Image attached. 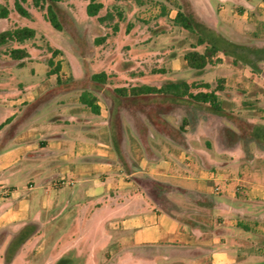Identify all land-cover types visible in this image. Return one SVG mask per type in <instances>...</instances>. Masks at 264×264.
<instances>
[{"label": "crops", "instance_id": "crops-1", "mask_svg": "<svg viewBox=\"0 0 264 264\" xmlns=\"http://www.w3.org/2000/svg\"><path fill=\"white\" fill-rule=\"evenodd\" d=\"M188 1L197 18L231 40L234 33L250 35L264 25V0ZM102 10L90 16L95 19L92 28L101 32L94 38L95 53L84 57L85 64H90L86 72L80 64L70 63V79L64 73V56L56 57L65 53L64 49L48 43L52 55L44 59L46 81L36 88L25 86L16 95L0 88V95L5 93L0 98V123L10 119L0 130L4 131L0 145V249L4 253L25 224L37 223V233L23 245L14 262L37 239L42 241L37 256L55 253L58 260L69 250H77L88 256L84 264H109L104 257H116L114 264H264V171L254 170L251 160L234 151L235 143L221 146L218 141L221 147L215 150L204 141V146L196 148V138L200 143L201 139L190 136V124L180 143L159 132L143 112L123 108L122 145L130 169L121 161L113 145L110 100L94 86L92 75L105 71L109 75L106 86L111 87L160 86L162 83L152 82V76L180 79L168 74L191 68L185 53L193 47L167 58L166 68L135 69L143 61L132 59V50L140 52L138 49L153 40L160 44L168 41L173 30L164 26L144 30L131 19L125 25H111L108 19L114 15L108 10L111 16L102 21L99 17L107 14ZM176 14L172 11L169 17L174 21ZM11 15L12 9L0 24ZM159 22V26L164 24ZM108 27L112 34L106 31ZM114 45H118L117 51L124 47L127 53L113 57L116 49L109 47ZM196 49L204 52L205 45ZM53 50L59 52L54 55ZM28 52L30 57L32 51ZM143 56L150 59L155 55ZM216 58L221 62L209 63L203 70L210 64L212 68L224 65L217 75L224 89L238 84L245 93L252 90L253 72L248 66L239 70L240 64H234L232 58L234 66L224 73L227 59L222 55ZM32 70L35 73L34 66ZM83 93L86 101L96 98L98 111L83 102ZM170 114L167 111L163 116L174 124L167 118ZM137 118L147 126V146ZM159 136L167 149L155 146L154 139ZM139 175L182 188L170 194L178 207L172 213L164 210L137 181ZM5 188L10 191L7 196L2 193Z\"/></svg>", "mask_w": 264, "mask_h": 264}, {"label": "rangeland", "instance_id": "rangeland-1", "mask_svg": "<svg viewBox=\"0 0 264 264\" xmlns=\"http://www.w3.org/2000/svg\"><path fill=\"white\" fill-rule=\"evenodd\" d=\"M104 1L106 6L102 10L103 13H107L109 10L114 15L112 18L108 19V22L111 25L115 22H117L118 25H125L127 24V20L131 19L133 21L131 23L134 26L138 25V28L142 27L144 30L148 26L152 27L154 30H161L163 26L173 30L171 33L172 38H169L168 41L160 44L157 40H153L148 46H143L142 50L138 49L140 52H137V49L132 50L133 52H131L129 56L132 59L137 60V58H139L143 61L139 66L137 65L135 69H141L144 71V69H150L152 67L166 68L167 64L165 60L167 58L175 53L185 52L187 48L192 47V43L196 44L198 34L184 30V28L176 25L173 19L169 17L170 12L173 11V15H175L179 9H182L187 13H193L191 4L188 0H123V2L120 3L115 0ZM1 2L6 3L11 7L12 15L10 18L1 22L0 29L8 27L13 28L20 25H31L36 27L37 33L34 38L26 40L23 43L10 41L9 43L0 46V88L6 90L10 94L12 93V95H16L20 90L24 89L25 86L36 88L46 81L47 75L44 59H46L47 56L52 55L48 43L64 49L65 53L61 52L56 57L59 58L64 56V73L70 75V79L72 65L78 66L77 64H80L82 70L84 69L85 72L87 71V68H90L89 63L88 65L85 64L84 57H87L88 59L92 53H95L97 44L94 42V38L101 31H96L91 26L93 23L92 20L94 21L95 19L87 14L88 1L73 0L71 3L61 2L55 4L54 10L57 12L61 28H55L50 21L46 20V10L37 8L32 0H28L24 4L30 12L31 18L22 16L17 12L14 7L15 0H1ZM144 13H146L145 16L141 17L140 15ZM198 19L200 18L198 17ZM159 20H162V23L164 24L159 26ZM171 26L173 27L170 28ZM106 31L112 34L113 29L108 27ZM232 39L234 42L245 44L253 49L260 50L264 48V25L260 31L250 35L234 33ZM117 46L118 45L109 47V50L116 49L115 56L113 57H119L122 52L127 53V49H124V47H120V51H117ZM16 47L27 48L32 51L31 56L24 59L13 58L9 52L12 48ZM165 50L166 52H164ZM77 53H81V55L79 56ZM143 55L155 56L148 59ZM217 55H222L227 59V68L223 71L224 73H229L231 71L230 68L234 66L231 64L232 57L225 55L223 52H218ZM76 56L78 59H76ZM58 61L60 62L61 60L58 59L57 62ZM239 64V70H244V68L248 66V69L253 72L252 85H249V89L252 90L245 93L244 88L238 84L227 86V89L222 90L220 93L224 100V106L228 111L235 112L240 115L241 119L248 121L251 124L264 125V61L257 65L256 70L243 62H239ZM33 66L35 68V73H33L32 70ZM223 66L224 65L220 64L217 67L212 68V64H210V68L199 72L194 68L184 70L185 67L179 72H170L168 77H178L180 79L177 80H186L189 83H201V80H206L211 82L213 86H217L221 80L217 75L220 74ZM164 76L165 75L156 74L152 76V82L163 84L170 81ZM193 90H198V88H193ZM4 96L5 93L0 95V98H3ZM5 104L6 102L1 103L3 106ZM162 111L171 112L170 115H167V118L176 125L181 123L184 116L189 117L190 136H199L201 139L200 143V140L196 138L197 144L194 145L196 148L204 146V141H206L216 150L217 147L226 146L225 144L234 141L233 138H231L229 128L237 129V124L221 116L200 109L192 110L187 107H170L168 109H162ZM198 115H203L206 118L201 116L199 119L200 123L196 124ZM145 119L147 118L145 117ZM3 137L4 131L0 132V145L3 143ZM161 138L162 137L159 136L154 139L155 146L167 149V143ZM218 141L221 146L218 145ZM233 146L235 148L234 151L242 153L246 160L252 161L251 166H253L254 170L264 171V147L258 145L256 142L245 144L243 140L235 142ZM199 161L204 162L202 159H199ZM207 168H209V165H207ZM41 242V240L33 239L26 248V252L24 251V255L19 254L18 259L14 262L17 253L13 262L16 264H58V262L62 260V264H84L88 260V256L85 254H78L77 250H69L58 260L57 254L55 253L37 256V247L41 245ZM262 253L264 258V249ZM101 258L102 257H99V259ZM106 258L107 263H116V257H104V259ZM0 264H6L4 261V253L1 249Z\"/></svg>", "mask_w": 264, "mask_h": 264}, {"label": "trees", "instance_id": "trees-1", "mask_svg": "<svg viewBox=\"0 0 264 264\" xmlns=\"http://www.w3.org/2000/svg\"><path fill=\"white\" fill-rule=\"evenodd\" d=\"M28 0H15L14 7L22 16L30 17V12L25 7ZM68 0H32L33 4L43 10L48 21L55 28H61L57 12L54 5ZM87 14L89 16H97L104 8L102 0H86ZM11 9L8 4L2 3L0 0V19L10 15ZM110 13L99 17L104 21L110 17ZM174 22L182 28L198 34L196 44L192 45L185 53V59L191 68L203 70L209 63L221 62L220 58L214 59L218 52H223L233 58L234 64L243 62L252 69L256 70L257 65L264 61V48L260 50L253 49L248 45L234 42L224 37L219 31L204 21L198 19L193 13H187L179 9ZM116 29V28H115ZM36 36V29L30 26H15L0 32V46L15 41L23 43L26 40ZM199 45H205L204 52L196 49ZM59 50H53V54H57ZM10 55L15 59H23L29 56V52L25 47H16L10 50ZM52 64V61H50ZM59 69V68H58ZM52 72V71H51ZM109 75L105 71H101L92 75L91 79L95 82L94 86H98L103 90L105 96L110 100V124L113 145L119 154L121 161L129 170V164L124 153L122 145V122L121 110L127 108L131 111H141L146 114L159 132L165 133L175 141L184 142L187 126L190 119L187 116L182 118L179 126L169 122L164 116L162 109L170 107H187L192 110L200 109L210 113L220 115L229 121L237 124L236 128H229L233 143L243 140L245 144L256 142L264 147V125L251 124L241 119L240 115L235 112L228 111L224 106V100L221 91L224 90L222 80L217 86H213L209 82L189 83L186 80H170L160 86L140 84L130 86H106ZM60 82V78H59ZM198 88V90H193ZM84 103H89L95 109L99 110L95 103V97L86 101V93L82 94ZM0 123V130L8 122ZM137 126L142 137L143 143L147 146V126L141 118H137ZM143 188L150 191L153 199L163 207L164 210L172 213L178 206L171 198L170 194L175 191H183L182 188L171 184L153 179L147 175H139L135 177ZM38 231L37 223H27L19 231H17L9 241L4 252V261L11 264L21 249V247ZM62 260L58 264H62Z\"/></svg>", "mask_w": 264, "mask_h": 264}, {"label": "built area", "instance_id": "built-area-1", "mask_svg": "<svg viewBox=\"0 0 264 264\" xmlns=\"http://www.w3.org/2000/svg\"><path fill=\"white\" fill-rule=\"evenodd\" d=\"M9 192H10L9 189L5 188V189H3L2 193L4 196H7L9 194Z\"/></svg>", "mask_w": 264, "mask_h": 264}]
</instances>
